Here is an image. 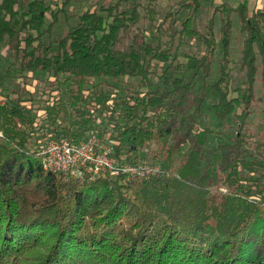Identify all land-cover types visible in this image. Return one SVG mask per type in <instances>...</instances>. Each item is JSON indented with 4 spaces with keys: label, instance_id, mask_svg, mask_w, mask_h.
<instances>
[{
    "label": "trees",
    "instance_id": "obj_1",
    "mask_svg": "<svg viewBox=\"0 0 264 264\" xmlns=\"http://www.w3.org/2000/svg\"><path fill=\"white\" fill-rule=\"evenodd\" d=\"M72 1L63 0L53 11L48 0H0V44L7 43L24 72L49 74L59 88L68 87L77 116L72 123L64 99L41 101V123L23 97L13 107L0 106L6 138L0 140V264H264V141L247 129L259 75L264 92V9L223 2L202 32L193 26L194 2L179 0L162 21L170 37H197L205 45L194 78L202 70L207 77L221 45L211 107L220 119L234 117L239 125L230 141L217 139L224 179L214 191L216 165L201 168L197 144L203 141H189L182 132L187 120L178 126L167 95L152 90V60L166 61L170 51H159L140 33L142 5L129 12V0L107 6L98 1L107 17L88 9L56 45H46L44 37ZM156 1L144 7L145 20L155 21ZM233 13L245 33L238 65L245 83L234 89ZM101 78H136L145 91L129 100L103 91L86 95V82ZM205 87L196 114L205 103ZM47 132L75 139L111 132L116 157L129 164H139L140 152L157 143L151 165H160L161 172L126 184L122 178L81 182L45 171L34 145ZM178 150L184 151L181 159Z\"/></svg>",
    "mask_w": 264,
    "mask_h": 264
},
{
    "label": "rangeland",
    "instance_id": "obj_2",
    "mask_svg": "<svg viewBox=\"0 0 264 264\" xmlns=\"http://www.w3.org/2000/svg\"><path fill=\"white\" fill-rule=\"evenodd\" d=\"M34 1V0H28ZM63 0H48L47 4L53 11H57L61 7ZM101 0H73L66 11L60 15L59 22L56 23L52 34L45 36L46 45H56L57 41L64 37L71 27L78 23V17L82 12L88 9H95L99 13L107 17L106 12L100 11L97 2ZM116 0H102L106 6L115 2ZM179 0H157L151 4V7L157 12L155 21H147L143 18L144 7L149 6V0H129L125 8L131 12V9L136 4L140 3L138 13L140 14L139 27L140 33L149 41L153 47L158 48L159 51H170L169 59L166 61L154 58L152 60V73L150 80L153 83L152 90L167 95V105L176 112L177 125H181L182 120H187L182 130L184 136L189 137L188 140H198L202 142L197 144L201 155V168H205L208 164L216 165V180L212 182L211 189L216 190L217 186H221L224 175L218 166L220 164V156L217 151V139L220 137L223 140H229L236 137L238 130V121L234 117L227 119H220L211 107V104L216 99V92L214 84L218 79V63L221 59V45L216 51L210 72L205 77L206 73L202 70L194 78L196 65L204 53L205 45L197 37L182 38L170 37L169 33L165 31L162 25L164 14L170 8L177 9ZM195 8L192 12L193 26L200 31H204L206 21L211 16L215 7L221 3H228L229 6L239 9L243 5L251 8L257 7L264 9V0H192ZM43 6L41 9L43 10ZM183 10L179 15V21H182L186 15ZM50 13L46 14V23L52 21ZM234 19V31L231 39V58L232 68L234 71V78L232 88H242L245 83V72L239 70V62L242 57L243 41L245 33L242 31L238 22L236 13L232 14ZM216 20V34L219 37V29L221 26V19L218 15ZM178 31L181 30L180 23L176 25ZM174 61V62H173ZM173 62L170 70H167L169 65ZM85 85V94L90 95L92 90L106 94H111L113 97L119 99L129 100L132 93L139 91L142 97L144 88L139 86V79L136 78H121L118 80L101 78L98 80H88ZM190 83L189 87L187 84ZM205 87V103L201 107L199 114L195 113V107L198 99L201 98L203 87ZM77 89L76 86H73ZM68 87L59 88L56 80L46 73H27L24 72L12 54L11 49L7 43L0 44V106L8 105L13 107L19 97H23L27 108L33 109V115L40 120L44 117V110L39 108L41 101L56 102L64 99L66 108L71 114L72 123L76 119V113L71 106L73 98ZM240 93H233L232 96H238ZM32 101H27L28 99ZM117 101V100H115ZM114 102V101H113ZM31 103H34L32 105ZM81 103L80 106H83ZM28 112V110H27ZM182 127V126H181ZM247 129L254 139H261L264 141V92L262 90V83L260 75L258 76V83L256 85V99L252 106V115L247 120ZM75 130V128H74ZM83 137H87L86 135ZM257 137V138H256ZM160 149L157 143L151 144L144 151L140 152L141 161H146L149 165L152 164L151 159L155 153ZM183 150L177 151V158H183Z\"/></svg>",
    "mask_w": 264,
    "mask_h": 264
},
{
    "label": "built area",
    "instance_id": "obj_3",
    "mask_svg": "<svg viewBox=\"0 0 264 264\" xmlns=\"http://www.w3.org/2000/svg\"><path fill=\"white\" fill-rule=\"evenodd\" d=\"M44 134V133H43ZM0 140L6 138L0 132ZM112 133L93 134L79 139L45 133L34 145L45 171L61 173L78 181H95L99 177L122 178L129 183L136 178L148 179L161 172L160 165L121 163L115 155Z\"/></svg>",
    "mask_w": 264,
    "mask_h": 264
}]
</instances>
